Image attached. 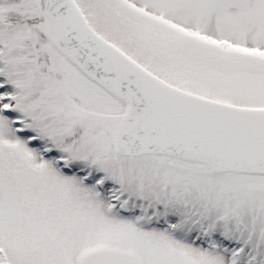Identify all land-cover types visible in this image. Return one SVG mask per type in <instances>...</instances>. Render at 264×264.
Listing matches in <instances>:
<instances>
[{"label":"snow or ice","instance_id":"1","mask_svg":"<svg viewBox=\"0 0 264 264\" xmlns=\"http://www.w3.org/2000/svg\"><path fill=\"white\" fill-rule=\"evenodd\" d=\"M0 264H264V0H0Z\"/></svg>","mask_w":264,"mask_h":264}]
</instances>
